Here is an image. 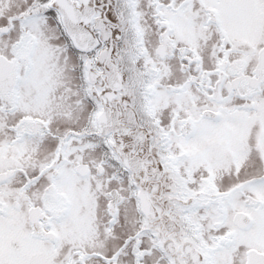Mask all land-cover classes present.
Returning <instances> with one entry per match:
<instances>
[{"label":"snow or ice","instance_id":"obj_1","mask_svg":"<svg viewBox=\"0 0 264 264\" xmlns=\"http://www.w3.org/2000/svg\"><path fill=\"white\" fill-rule=\"evenodd\" d=\"M0 264H264V0H0Z\"/></svg>","mask_w":264,"mask_h":264}]
</instances>
